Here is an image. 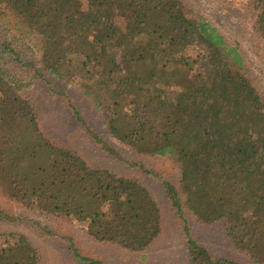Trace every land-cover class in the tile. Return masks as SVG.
<instances>
[{
	"label": "trees",
	"instance_id": "1",
	"mask_svg": "<svg viewBox=\"0 0 264 264\" xmlns=\"http://www.w3.org/2000/svg\"><path fill=\"white\" fill-rule=\"evenodd\" d=\"M248 1L264 41V0ZM0 12L15 25L19 39L11 43L38 41L37 60L26 63L11 43L0 44L9 55L0 67V179L27 208L74 217L97 242L132 252L147 251L163 234L161 209L144 185L92 167L43 132L13 74L31 67L79 90L134 154L180 166L179 186L163 185L184 223L189 264H264V94L237 47L182 0H0ZM190 219L223 223L249 263L215 258L193 236ZM38 263L26 236L0 246V264Z\"/></svg>",
	"mask_w": 264,
	"mask_h": 264
},
{
	"label": "rangeland",
	"instance_id": "2",
	"mask_svg": "<svg viewBox=\"0 0 264 264\" xmlns=\"http://www.w3.org/2000/svg\"><path fill=\"white\" fill-rule=\"evenodd\" d=\"M188 9L199 14L218 30L229 44L237 47L264 94V41L254 31L256 11L248 0H182ZM0 12V44L19 39L15 25ZM29 46L11 43L20 59L37 60V39ZM191 54L198 55L197 49ZM8 53H0V67L8 63ZM7 62V63H6ZM19 66V64L17 65ZM16 66V67H17ZM199 64L195 71L201 73ZM35 68H23L19 78L21 92L36 106L43 132L54 142L76 150L94 168L107 169L139 181L158 203L163 220V234L147 251L132 252L123 247L100 243L88 233V226L63 214H42L36 206L27 208L21 195L0 179V246L14 243L23 235L37 248L38 264H90L77 255L102 264H189L185 258L184 223L168 200L164 182L180 183V166L167 158L138 156L112 138L104 126V115L93 109L74 86L46 80ZM83 122L77 120L75 109ZM84 124H87L86 127ZM90 128V129H88ZM105 138L118 156L106 152L93 138ZM193 236L215 258L249 263L226 237L223 223L203 225L190 219ZM77 254V255H76Z\"/></svg>",
	"mask_w": 264,
	"mask_h": 264
}]
</instances>
